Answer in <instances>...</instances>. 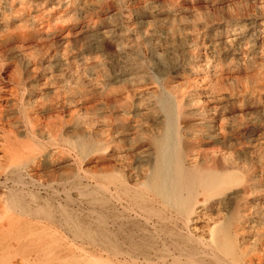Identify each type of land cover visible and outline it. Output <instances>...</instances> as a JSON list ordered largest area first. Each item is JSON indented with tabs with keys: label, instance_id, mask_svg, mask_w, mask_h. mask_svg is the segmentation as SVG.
<instances>
[{
	"label": "rangeland",
	"instance_id": "1",
	"mask_svg": "<svg viewBox=\"0 0 264 264\" xmlns=\"http://www.w3.org/2000/svg\"><path fill=\"white\" fill-rule=\"evenodd\" d=\"M169 119L184 168L201 176L209 169L237 175L239 188L202 209V247H211L215 228L230 227L229 240L215 238L233 249L221 258L224 263L264 264V0H0V260L39 264L30 242L34 233L55 230L39 224L45 215L60 216L50 200L54 190L62 199V248L49 254V263L96 264L93 246L71 241L68 226L80 225V231L91 222L89 206L100 179L111 190L110 183H125L127 197L117 195L137 211L145 208L146 196L153 197L143 187L152 170V139ZM10 162L20 167L27 187L5 180ZM39 184L52 187L38 190ZM30 191L44 201L30 204ZM13 193L43 215L34 219L8 207ZM141 195L143 201L135 197ZM113 205L119 216L122 208ZM174 216L164 214L171 221ZM171 221L162 224L168 231L147 229L153 239L139 242L142 255L156 264L172 262L154 245L170 240L168 232L179 233ZM133 229L126 233L139 232Z\"/></svg>",
	"mask_w": 264,
	"mask_h": 264
},
{
	"label": "bare ground",
	"instance_id": "2",
	"mask_svg": "<svg viewBox=\"0 0 264 264\" xmlns=\"http://www.w3.org/2000/svg\"><path fill=\"white\" fill-rule=\"evenodd\" d=\"M154 9V8H153ZM129 18V17H128ZM247 29V28H246ZM238 37V36H237ZM235 38V37H234ZM233 38V39H234ZM260 38V37H259ZM235 40V39H234ZM240 40V39H239ZM238 43V42H237ZM236 43V44H237ZM255 43V42H254ZM229 45V44H228ZM234 45V43H233ZM258 46V45H257ZM261 46V45H260ZM230 47V45H229ZM233 47V46H232ZM234 48V47H233ZM241 48V47H240ZM254 48V47H253ZM246 50V48H245ZM225 51V50H224ZM245 53V52H244ZM249 57V56H248ZM97 84V83H96ZM95 84V85H96ZM102 84V83H99ZM36 85V84H35ZM98 85V84H97ZM103 85V84H102ZM99 86V85H98ZM101 86V85H100ZM29 88V87H28ZM33 88V86H32ZM98 88V87H97ZM101 90V88H99ZM106 89V88H105ZM97 91V90H96ZM49 92V91H48ZM54 93V90H53ZM135 93V92H134ZM137 93V92H136ZM47 95V94H46ZM135 95V94H134ZM163 95V94H162ZM133 96V95H132ZM130 97V96H129ZM136 98V97H135ZM23 99V98H22ZM130 99V98H129ZM137 99V98H136ZM104 100V99H103ZM193 100V99H192ZM108 102V101H107ZM54 103V102H53ZM52 103V104H53ZM51 104V105H52ZM55 104V103H54ZM53 104V105H54ZM61 106V105H59ZM56 107V106H55ZM81 107V106H80ZM104 108V107H103ZM115 108V107H114ZM102 109V108H101ZM179 109V108H178ZM152 111V110H151ZM159 111V109H158ZM184 112V111H183ZM194 113V112H193ZM137 114V113H136ZM145 114V113H144ZM168 115V114H167ZM177 115V114H176ZM163 116V115H162ZM158 121V120H157ZM171 119L168 120L167 127L165 128L163 134L156 136L152 139V145L154 146V155H153V163H152V170L149 173L148 177L146 178L143 187L146 189L147 193L152 194V198H148L146 196V200H148V204L145 205V208L140 210L138 212L136 207H134L135 204L127 203L125 200L120 198L117 194L125 195L127 197V188L124 184L120 185H114V183H110V187H113V190L111 188L109 189L108 186L105 187V182L103 179H100L97 181L94 187V194L93 199L91 201V207L89 206V213L92 217L91 222L88 224V226L83 227V230L79 231L80 225H72L68 226L69 230H72L74 239L71 240L73 242H76V239H80L82 242L84 240H87L88 243H90L93 248L96 257L95 260L92 262H97L98 264H156L153 260H150L146 256H143L139 246L142 245L140 243L146 242L148 243L147 236L150 237V239H153L150 234H147V229L150 228H160L165 229L166 226L162 225L165 221H171V219H168L164 217L165 213H173L175 218L173 219L175 223V229H178L179 227V233L174 234L172 232H168L166 235L170 238L162 241V242H156L154 245H159L163 251H165L169 256H171V264H225L224 260L221 258H224L226 256L233 255V249L231 248V245L228 246V244L224 247H220L219 243L215 241V238L219 235L223 237V239L229 240L230 236V227H224V226H218L211 232V239L213 240L211 242V247L208 245L207 247H202L203 243L198 236L199 233V220L204 214L202 212L203 207H207L211 203H214L215 201H218L222 197H224L227 193L235 190L237 175L234 176L233 174H227L224 170L220 171H211L210 169L206 171L205 175H195L194 173L190 172L186 168H184L182 162H180V158L177 155V139H176V133H174V129L171 125ZM154 122V120H153ZM161 122V121H160ZM134 125V124H133ZM137 126V125H136ZM182 128V127H181ZM213 128V127H212ZM139 131V130H138ZM133 132V131H132ZM140 132V131H139ZM142 132V131H141ZM72 133V132H71ZM144 133H146L144 131ZM69 134V133H68ZM93 134V133H91ZM103 134V133H102ZM119 134V132H118ZM121 134V133H120ZM132 134V133H131ZM139 134V133H138ZM137 134V135H138ZM150 134V132H149ZM95 135V134H94ZM213 135V134H212ZM136 136V135H135ZM140 136V135H138ZM60 137V136H59ZM87 137V136H84ZM96 137V136H94ZM99 137V136H98ZM102 137V136H101ZM100 137V138H101ZM62 138V136H61ZM65 138V137H64ZM97 138V137H96ZM133 138V136H132ZM94 139V138H93ZM98 139V138H97ZM107 139V138H106ZM117 139V138H116ZM10 140V139H9ZM71 140V139H70ZM78 140V139H77ZM100 140V139H99ZM63 141V139L61 140ZM85 141V140H84ZM86 141L87 140L86 138ZM97 141V140H96ZM116 141V140H115ZM118 141V140H117ZM135 141V139H134ZM133 141V142H134ZM54 142V141H52ZM126 142V141H125ZM128 142V141H127ZM130 142V141H129ZM138 142V140H137ZM118 143V142H116ZM124 143V142H123ZM134 142L133 144H135ZM42 144V143H41ZM91 144V143H90ZM98 144V143H97ZM132 144V145H133ZM43 145V144H42ZM41 145V146H42ZM55 145V144H54ZM58 145V143H57ZM71 145V144H70ZM84 145V144H83ZM93 146V144H91ZM90 145V146H91ZM124 145V144H123ZM131 145V146H132ZM182 145V144H181ZM60 146V145H59ZM89 146V145H88ZM103 146V145H101ZM44 147V146H43ZM66 147V146H65ZM72 147V146H71ZM85 147V146H84ZM130 147V146H129ZM74 148V147H73ZM82 148V147H81ZM119 148V147H117ZM138 148V147H137ZM70 149V148H69ZM128 149V148H127ZM134 149V148H133ZM71 150V149H70ZM81 150V149H80ZM87 150V149H86ZM93 150V147H92ZM28 151V150H27ZM33 151V150H32ZM89 151V149H88ZM54 152V151H53ZM81 152V151H80ZM46 153V152H45ZM88 153V152H87ZM93 153V152H92ZM27 154H30L27 152ZM33 154V153H32ZM62 154V153H61ZM41 155V154H39ZM83 155V154H81ZM87 155V154H85ZM90 155V153H89ZM126 156V154H124ZM131 155V154H130ZM15 156V154L13 155ZM80 156V155H79ZM88 156V155H87ZM92 156V155H91ZM142 156V155H141ZM86 157V156H85ZM147 157V156H145ZM87 158V157H86ZM188 158V157H187ZM78 159V158H77ZM83 159V158H81ZM86 160V159H85ZM146 160V159H144ZM20 161V160H19ZM147 161V160H146ZM220 162V161H219ZM115 163V162H114ZM119 163V162H117ZM194 163V162H193ZM231 163V161H230ZM105 164V163H104ZM112 164V163H111ZM113 165V164H112ZM117 164H115L116 166ZM93 166V165H92ZM99 166V165H98ZM201 166V165H200ZM101 167V165H100ZM120 167V166H119ZM145 167V166H144ZM196 167V166H195ZM194 167V168H195ZM205 167V166H204ZM118 168V167H117ZM97 169V168H95ZM121 169V168H120ZM125 169V168H124ZM140 169V168H139ZM143 169V168H142ZM196 169V168H195ZM51 170V169H50ZM115 170V169H114ZM122 170V169H121ZM241 171V170H240ZM46 172V170H45ZM57 172V171H56ZM59 172V171H58ZM128 172V171H127ZM231 172V171H230ZM27 173V172H26ZM40 173V172H39ZM42 173V172H41ZM141 173V172H140ZM229 173V172H228ZM21 171L20 167L18 165H15L13 162H10L7 171L5 172V180H12L21 183L26 186V184H23L25 182L22 181L23 178H21ZM28 174V173H27ZM47 174V173H46ZM52 174V173H51ZM60 174V173H59ZM93 174V173H92ZM100 174V173H99ZM235 174V173H234ZM245 174V173H244ZM29 175V174H28ZM95 175V174H94ZM27 176V175H26ZM30 176V175H29ZM34 176V175H33ZM92 176V175H91ZM98 176V173H97ZM239 176V175H238ZM4 177V176H3ZM16 177V178H15ZM40 177V176H39ZM120 177V176H119ZM30 178V177H29ZM240 178V177H239ZM36 179V178H35ZM80 179V178H79ZM33 180V179H32ZM76 180V179H75ZM82 180V179H81ZM49 181V180H48ZM77 181V180H76ZM93 185L94 182L91 180ZM140 181V180H139ZM243 181V180H242ZM8 183L9 181H5ZM4 182V183H5ZM31 182V181H30ZM33 182V181H32ZM50 182V181H49ZM78 182V181H77ZM86 182V181H85ZM141 182V181H140ZM143 182V181H142ZM3 183V184H4ZM29 183V182H28ZM84 183V182H83ZM105 183V184H104ZM132 183H134L132 181ZM255 183V182H254ZM48 184V183H47ZM62 184V183H61ZM75 184V183H74ZM87 184V183H86ZM257 184V183H256ZM14 185L19 186V184L14 183ZM63 185V184H62ZM68 185V184H66ZM81 185V184H80ZM107 185V184H106ZM129 185V184H128ZM5 187V185H3ZM29 186V185H28ZM36 186V185H35ZM71 186V185H70ZM73 186V185H72ZM86 186V185H85ZM91 186V185H90ZM138 186V185H137ZM241 186V184H240ZM3 187V188H4ZM27 187V186H26ZM33 187V186H30ZM37 187H39L38 190H47L51 188L50 186H44V184H39ZM61 186H58V188ZM75 187V186H74ZM73 187V188H74ZM126 187V188H125ZM135 187V186H134ZM236 187L239 188V185ZM244 187V186H243ZM23 188V187H22ZM76 188V187H75ZM84 188V187H80ZM79 188V189H80ZM88 188V187H85ZM237 188V189H238ZM241 188V187H240ZM13 189V188H12ZM71 189V188H70ZM89 189V188H88ZM132 189V188H131ZM136 189V188H135ZM134 189V190H135ZM24 190V189H23ZM32 190V189H31ZM51 190V189H50ZM68 190V189H67ZM72 190V189H71ZM87 190V189H85ZM85 190L83 191L85 193ZM142 190V189H141ZM140 190V191H141ZM144 190V189H143ZM142 190V191H143ZM257 190V189H256ZM5 191V190H4ZM3 191V192H4ZM58 191V190H57ZM114 192L113 193H111ZM137 191V190H136ZM135 191V192H136ZM258 191V190H257ZM6 192V191H5ZM4 192V194H5ZM70 193H73L72 191H69ZM92 192V190L90 191ZM134 192V195H135ZM264 192V190H263ZM262 192V193H263ZM30 204H35L37 201H44L41 198V195L39 194H33L30 191ZM129 193V191H128ZM138 193V192H137ZM136 193V194H137ZM141 193V192H140ZM257 193V192H256ZM64 194V193H62ZM79 194V193H78ZM89 194V193H88ZM132 194V193H131ZM143 194V193H142ZM7 195V194H6ZM20 195V194H18ZM61 195V194H60ZM64 195H67L65 193ZM81 195V192H80ZM145 195V193L143 194ZM148 195V194H146ZM240 195V194H239ZM63 196V195H62ZM75 196V195H74ZM257 198V195H255ZM262 196V195H260ZM9 197V196H8ZM46 197V196H45ZM138 197L140 200L141 196H135ZM66 198V197H65ZM199 198L203 199V202H199ZM228 198V197H227ZM253 198V196H252ZM249 199V197L247 198ZM259 199V198H258ZM52 202H54L55 209L60 212V216L58 218H53L49 213V215H45V218L42 219L39 224L45 225H51L55 227V230L52 231L53 233L49 234L47 233V230L44 229L41 232L34 233L35 235V241L30 242L34 246V252L38 253L39 258V264H50L49 254H57V252H60V246L62 236L60 235V230L58 228H62V199L60 198L59 194L53 190L52 198H50ZM68 200V199H67ZM76 200V199H75ZM90 200V199H89ZM137 200V199H136ZM46 201V200H45ZM66 201V200H65ZM69 201H71L69 199ZM81 201V200H80ZM78 201V202H80ZM84 201V199H83ZM81 201V202H83ZM113 201H116L117 204L119 203L120 209L122 208V213H119V216H117L114 212L116 209V206L113 205ZM129 201V199H128ZM143 201V200H141ZM68 202V201H67ZM87 202V201H86ZM85 202V203H86ZM130 202V201H129ZM139 202V201H138ZM244 202V200H243ZM257 202V201H256ZM46 203V202H45ZM144 203V202H143ZM162 208H157L155 205L157 204ZM251 203H253L251 201ZM29 203H24L21 196H17L13 193L8 198V207H19L23 209L21 212L26 213L27 215H30L32 218L37 219L39 218L38 215H43V212L37 210L32 211L31 206ZM73 204V203H72ZM146 204V203H145ZM235 204V203H234ZM6 205V204H5ZM45 205V204H44ZM83 205V204H82ZM47 206V204H46ZM73 207L72 205H70ZM78 206V204H77ZM76 206V207H77ZM81 206V205H80ZM136 206V205H135ZM252 206V205H251ZM43 207V206H42ZM41 207V208H42ZM69 207V206H68ZM248 207V206H247ZM250 207V206H249ZM255 207V205H254ZM79 208V207H78ZM86 208V207H85ZM243 208V207H242ZM9 209V208H8ZM49 209V208H48ZM67 209V207H66ZM73 209V208H70ZM216 209V208H215ZM15 210V209H14ZM44 210V209H43ZM46 210V208H45ZM248 210V209H246ZM17 211V210H16ZM54 211V210H52ZM66 211V210H65ZM76 211V210H74ZM84 211V210H83ZM222 211V209H221ZM224 211V210H223ZM72 212V211H71ZM78 212V211H77ZM15 213V212H14ZM81 213L80 211L78 212ZM84 213V212H82ZM46 214V213H45ZM78 214V215H79ZM118 214V213H117ZM11 215V214H10ZM14 215V214H13ZM17 215V214H15ZM14 215V216H15ZM23 215V214H22ZM21 215L20 219H23ZM83 215V214H82ZM88 215V214H87ZM71 216V215H70ZM69 216V217H70ZM247 216V214H246ZM245 216V217H246ZM256 216V215H254ZM264 216V215H263ZM76 217V216H75ZM235 215L233 214L232 218L234 219ZM252 217V216H251ZM261 217V216H260ZM9 218V217H7ZM18 218V217H17ZM81 218V217H79ZM78 218V219H79ZM89 218V217H88ZM86 218V219H88ZM236 218V217H235ZM248 218V217H247ZM13 219V217H12ZM15 219V218H14ZM26 219V218H25ZM28 219V218H27ZM31 219V218H30ZM75 219L76 222L79 220ZM83 219V218H82ZM233 219L231 220V223H233ZM264 219V218H263ZM9 220V219H8ZM6 219V221L8 222ZM11 220V219H10ZM9 220V225H11ZM18 220V219H15ZM68 221L70 219H67ZM81 220V219H80ZM236 220V219H234ZM262 220V218H261ZM13 221V220H12ZM74 221V223H75ZM85 221V220H84ZM173 221H171L173 223ZM26 222V221H25ZM142 225H141V223ZM261 222V221H260ZM1 223V222H0ZM5 223V222H4ZM15 223V222H14ZM13 223V224H14ZM22 223V222H21ZM19 223V225L21 224ZM30 223V222H29ZM34 223V222H33ZM66 223V222H65ZM84 223V222H83ZM173 223V224H174ZM256 223V222H255ZM263 223V222H262ZM18 225V223H16ZM31 224V223H30ZM78 224V223H77ZM82 224V223H81ZM169 224V222H168ZM171 224V223H170ZM169 224V225H170ZM260 224V223H259ZM23 225V224H22ZM25 225V224H24ZM36 225V224H34ZM33 226V225H32ZM37 227H40L39 225H36ZM57 226V227H56ZM132 226V228L138 230L139 232L136 233H126V230L129 229V227ZM202 226V225H201ZM206 226V225H204ZM5 226H3L4 228ZM9 227V226H8ZM30 227V226H27ZM43 227V226H42ZM45 227V226H44ZM53 227V228H54ZM145 229V232L142 230V228ZM232 227V226H231ZM10 228V227H9ZM8 228V229H9ZM18 229V227H16ZM33 228V227H32ZM50 228V227H48ZM244 228V227H243ZM16 229V230H17ZM21 229V228H20ZM24 229V228H23ZM36 229V228H35ZM133 229V230H134ZM202 229V227H201ZM245 229V228H244ZM248 229V228H247ZM15 230V232H16ZM160 230V231H162ZM235 232V229H233ZM241 230V229H240ZM243 230V229H242ZM5 231V230H4ZM3 231V232H4ZM11 231V230H9ZM18 231V230H17ZM21 231V230H20ZM24 231V230H23ZM28 231V230H27ZM34 231V230H32ZM36 231V230H35ZM34 231V232H35ZM152 231V230H151ZM222 231V234L220 232ZM0 232V233H3ZM13 232V231H12ZM19 232V231H18ZM22 232V231H21ZM51 232V231H48ZM67 232V231H66ZM157 232V231H156ZM163 232V231H162ZM176 232V231H175ZM241 232V231H240ZM243 232V231H242ZM256 232V231H254ZM25 233V231L22 233V235ZM257 233V232H256ZM16 234V233H15ZM21 234V233H20ZM161 234V233H160ZM165 234V233H164ZM202 234V232H201ZM249 234V233H248ZM2 235V234H1ZM0 235V236H1ZM232 235V234H231ZM243 235V234H242ZM246 235V234H245ZM15 236V235H14ZM17 236V234H16ZM19 236V235H18ZM17 236V237H18ZM26 236H29L26 235ZM31 236V235H30ZM33 236V237H34ZM160 236V235H159ZM25 237V236H24ZM167 237V238H168ZM175 237L181 238L182 242H177L175 240ZM2 238V237H1ZM14 238V237H11ZM147 238V240H146ZM155 238H157L155 236ZM61 239V240H60ZM232 239V238H231ZM244 239V238H243ZM15 243H17L16 239ZM19 240V239H18ZM12 241V242H13ZM32 241V240H29ZM153 241V240H152ZM156 241V240H155ZM154 241V242H155ZM6 242V241H4ZM64 242V241H63ZM69 242V241H68ZM140 242V243H139ZM204 242V241H203ZM9 243V242H8ZM7 243V244H8ZM11 243V242H10ZM150 243V242H149ZM153 243V242H152ZM69 244V243H68ZM209 244V243H208ZM10 245V244H8ZM12 245V244H11ZM17 245V244H16ZM65 245V244H64ZM72 245V243H71ZM145 245V244H144ZM19 246V245H18ZM69 245H67L68 247ZM73 246V245H72ZM70 246V248H72ZM10 247V246H9ZM16 247V246H12ZM31 247V246H30ZM149 247V246H147ZM5 248L1 246V249ZM7 248V247H6ZM5 248V249H6ZM17 248V247H16ZM32 248V247H31ZM69 248V247H68ZM88 248V247H87ZM142 248V247H140ZM11 249V248H10ZM9 249V250H10ZM14 249V248H13ZM65 249V248H64ZM76 249V248H74ZM81 249V248H79ZM90 249V248H89ZM151 249V248H150ZM157 249V248H156ZM155 249V250H156ZM161 249V250H162ZM4 250V249H3ZM2 250V251H3ZM7 250V249H6ZM4 250L3 252H5ZM8 250V251H9ZM17 250V249H16ZM32 251V249H30ZM68 250V249H67ZM152 250V249H151ZM22 250H19L21 252ZM29 251V249H27ZM26 251V252H27ZM29 251V253L31 252ZM262 251V250H261ZM11 252V251H10ZM13 252V250H12ZM16 252V251H15ZM14 252V253H15ZM18 252V251H17ZM24 252V251H23ZM25 252V253H26ZM55 252V253H54ZM62 252V251H61ZM81 252V250H80ZM79 252V253H80ZM144 252V251H143ZM149 252V251H148ZM147 252V253H148ZM153 252V251H151ZM259 252V251H258ZM8 253V252H7ZM6 253V254H7ZM35 253V254H36ZM65 253V252H64ZM141 253V254H140ZM160 253V252H157ZM3 255L2 253H0ZM20 254V255H21ZM145 254V253H144ZM150 254V253H149ZM153 254V253H152ZM10 255V253H9ZM8 255V256H9ZM19 255V254H18ZM23 255V254H22ZM30 254H27V256ZM58 255V254H57ZM62 255V254H61ZM165 254H163L164 257ZM7 256V255H6ZM17 256V255H15ZM14 256V258H15ZM24 256H26L24 254ZM160 256V255H159ZM264 256V255H263ZM5 257V256H4ZM72 257V256H71ZM84 258V256H82ZM8 258V257H7ZM13 258V259H14ZM55 258V257H54ZM60 258V257H59ZM68 258V257H67ZM162 258V257H161ZM168 258V257H167ZM263 258V257H262ZM41 259V260H40ZM62 259V258H61ZM77 259V258H76ZM79 259V258H78ZM85 259V258H84ZM170 259V257H169ZM259 259V258H258ZM28 260V259H27ZM31 260V259H30ZM38 260V259H37ZM54 260V259H53ZM155 260V259H154ZM162 260V259H161ZM160 260V261H161ZM164 260V258H163ZM15 261V260H14ZM35 261V260H34ZM55 261H59L58 259ZM80 261V260H79ZM84 261V260H82ZM89 261V260H87ZM159 261V260H158ZM166 261V260H165ZM165 261L162 262V264H165ZM240 261V260H239ZM11 262V261H10ZM9 262V259L2 258L0 260V264H12ZM54 262V261H53ZM71 262V261H70ZM157 262V261H156ZM169 262V261H168ZM242 262V261H241ZM52 263V262H51ZM55 263V262H54ZM53 263V264H54ZM58 263V262H56ZM65 263V262H64ZM78 263V262H77ZM90 263V262H89ZM96 263V264H97ZM24 264V263H23Z\"/></svg>",
	"mask_w": 264,
	"mask_h": 264
}]
</instances>
